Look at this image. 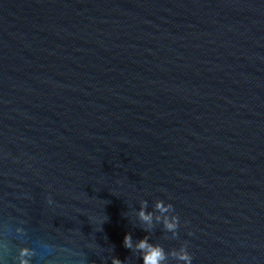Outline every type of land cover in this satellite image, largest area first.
Masks as SVG:
<instances>
[{"label":"water","instance_id":"obj_1","mask_svg":"<svg viewBox=\"0 0 264 264\" xmlns=\"http://www.w3.org/2000/svg\"><path fill=\"white\" fill-rule=\"evenodd\" d=\"M145 239L264 264V0H0V264Z\"/></svg>","mask_w":264,"mask_h":264},{"label":"clouds","instance_id":"obj_2","mask_svg":"<svg viewBox=\"0 0 264 264\" xmlns=\"http://www.w3.org/2000/svg\"><path fill=\"white\" fill-rule=\"evenodd\" d=\"M171 207V205H169ZM157 208L161 210H166L163 207L162 203H157ZM140 217L141 219L148 221L150 220V215H145L143 211L140 212ZM166 227L169 230H172L175 225L172 223H166ZM124 247L126 248H131V236L130 235H125L124 237ZM138 247L140 249H148L147 254L144 256V264H160L162 260L165 259L163 249L160 248L159 246L153 247L147 243V240H142ZM180 259H183L187 262V264H191V257H189L187 254L183 255L180 257ZM112 264H121V261L119 259H113Z\"/></svg>","mask_w":264,"mask_h":264}]
</instances>
